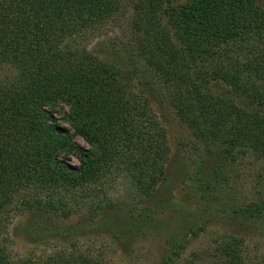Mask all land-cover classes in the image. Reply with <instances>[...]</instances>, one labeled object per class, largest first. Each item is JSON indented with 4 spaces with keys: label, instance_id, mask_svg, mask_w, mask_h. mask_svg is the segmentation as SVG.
I'll return each instance as SVG.
<instances>
[{
    "label": "trees",
    "instance_id": "16d2710c",
    "mask_svg": "<svg viewBox=\"0 0 264 264\" xmlns=\"http://www.w3.org/2000/svg\"><path fill=\"white\" fill-rule=\"evenodd\" d=\"M125 1L128 41L89 49ZM183 1L0 0V66L15 72L0 82V264H99L75 242L107 232L130 246L134 218L162 209L177 181L217 217L170 235L160 264H177L209 225L232 230L212 264H264L242 237L264 225V6ZM151 103L189 132L186 158L170 156ZM119 176L144 197L141 213L106 206ZM11 233L71 249L16 256Z\"/></svg>",
    "mask_w": 264,
    "mask_h": 264
},
{
    "label": "rangeland",
    "instance_id": "374dc122",
    "mask_svg": "<svg viewBox=\"0 0 264 264\" xmlns=\"http://www.w3.org/2000/svg\"><path fill=\"white\" fill-rule=\"evenodd\" d=\"M257 4L260 7L264 6V0H258ZM123 5L126 6L123 7L121 15L108 21L100 31L89 38L86 44L89 49L102 42L106 45L113 44L116 47H122L121 45L128 41L130 38L129 23L133 9L129 6L130 2L125 1ZM14 73V70L8 65L0 66V82L6 83L7 80L13 77ZM149 107L156 114L159 123L167 133L170 156L178 153L186 158L191 151V145H186L191 142L189 132L178 122L171 111L160 113L153 103ZM65 112L66 107H59L56 109L54 116L61 121ZM75 143L83 148L88 147L85 141L79 137L75 139ZM71 161L73 166H78L75 159ZM183 162H185V159H183ZM180 166L182 165L180 164ZM173 185L170 189L171 200L165 202L162 209L154 208L153 211L157 210V213L145 211L146 215H149L146 218L142 216L134 218L137 221L136 226L138 228L133 231V242L130 246L120 245L109 233L103 232L78 239L73 247L75 250L85 251L99 264H160L159 259L167 247L166 239L170 235L182 234L195 223L198 224L217 217V208L205 209L199 199L194 200L187 195L182 183L180 184L177 181ZM143 199L144 197L134 191L127 178L119 176L113 183L107 184L104 201L107 203L106 206L111 205L114 201L120 202L121 205L133 209L135 214H139L144 211L141 209L146 206L145 199ZM125 206H122V208L126 211ZM147 208L151 209L149 206ZM26 217L27 215L17 214L13 217L11 224L14 225L19 221H24ZM11 226L9 230L12 232ZM231 231H228L225 227L209 225L198 238L191 240L186 246L179 260H177V264H212L216 241L231 235ZM11 234L10 249L16 256L38 259L52 252L57 253L71 249L70 243L61 240L29 243L23 238ZM242 237L245 240L244 246L249 250L251 256L264 252L263 224L255 226L249 234Z\"/></svg>",
    "mask_w": 264,
    "mask_h": 264
}]
</instances>
